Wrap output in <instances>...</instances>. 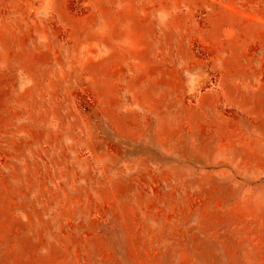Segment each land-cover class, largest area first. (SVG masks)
<instances>
[{"label":"rangeland","instance_id":"374dc122","mask_svg":"<svg viewBox=\"0 0 264 264\" xmlns=\"http://www.w3.org/2000/svg\"><path fill=\"white\" fill-rule=\"evenodd\" d=\"M0 264H264V0H0Z\"/></svg>","mask_w":264,"mask_h":264}]
</instances>
